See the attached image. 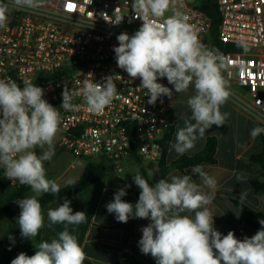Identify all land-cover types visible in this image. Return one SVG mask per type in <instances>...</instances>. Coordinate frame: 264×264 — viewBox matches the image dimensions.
<instances>
[{"label":"clouds","instance_id":"obj_1","mask_svg":"<svg viewBox=\"0 0 264 264\" xmlns=\"http://www.w3.org/2000/svg\"><path fill=\"white\" fill-rule=\"evenodd\" d=\"M176 5L177 0H132L131 9L142 24L132 35L120 33L113 51L117 67L132 80H140V87L148 93V104L155 105L161 97L171 98L173 89L179 94L187 92L190 86L194 88V94L187 99L191 116L180 117L183 127L177 130L170 146L177 155H184L205 137L206 130L226 124L230 113H222L221 107L231 92L222 74L226 66L224 55L201 43L197 30L188 23V16ZM40 7L41 0H0V29L7 25L10 8ZM123 19L124 15H115L109 23L119 25ZM242 47L247 52V45ZM113 77H104L102 83L84 81L78 90L65 87L60 108L76 110L78 106L73 100L81 97L89 112L102 113L120 98ZM164 78L172 88L158 82ZM44 95V89L30 81H24L21 87L11 79H0V169L8 179L29 186L34 193L16 201L21 236L33 241L44 226L38 197L45 193L57 195L60 191L59 185L47 178L44 162L54 155L61 115ZM262 133L264 127L257 126L250 135L255 139ZM45 146L46 150L38 155L35 149ZM132 175L140 189L138 201L133 205L122 199L127 195L126 188L131 187L125 185L117 189L106 209L121 223L130 218L150 220L141 229L138 246L156 264H264V219L259 220L262 227L251 237L238 239L233 231L220 233L214 227L215 216L209 208L218 182L204 171L203 165L194 166L191 175H172L154 184L139 171ZM193 176H198L201 183H196ZM243 179L238 173L237 180ZM67 183L72 186L75 181ZM243 199L241 194V202ZM70 204L64 199L56 209L48 211L51 224L79 225L85 221V212H73ZM34 246L33 255L21 252L11 264H84L86 259L77 236L67 227L58 233V238Z\"/></svg>","mask_w":264,"mask_h":264},{"label":"built area","instance_id":"obj_2","mask_svg":"<svg viewBox=\"0 0 264 264\" xmlns=\"http://www.w3.org/2000/svg\"><path fill=\"white\" fill-rule=\"evenodd\" d=\"M179 1V2H178ZM220 16L218 37L222 42L247 45V52L223 54V76L230 100L251 114L264 127V0H215ZM61 3L67 6H61ZM132 0H44L36 10L10 8L5 28L0 29V79H11L23 87L30 81L45 91L44 99L58 108L61 121L58 146L76 158L103 163L121 172L127 160L160 161L164 139L174 128L171 98L148 104V93L140 80H132L117 67L116 37L132 35L142 24L131 9ZM184 7L198 38L207 46L201 31H211V20L197 5L177 0ZM124 15L119 25L109 23ZM106 13L108 16H103ZM105 19V20H104ZM199 28V29H197ZM208 49H211L209 45ZM113 75L120 98L102 113L88 111L81 97L73 100L74 111L60 108L64 88L78 90L84 81L102 83ZM159 83L172 88L167 79ZM4 183L20 187L0 169Z\"/></svg>","mask_w":264,"mask_h":264},{"label":"crops","instance_id":"obj_3","mask_svg":"<svg viewBox=\"0 0 264 264\" xmlns=\"http://www.w3.org/2000/svg\"><path fill=\"white\" fill-rule=\"evenodd\" d=\"M193 94L194 90L191 86L187 92L178 94L174 91V107L170 116L174 128L171 143L166 153L168 164L183 156L177 155L174 150H170V146L175 142L177 130L183 127V120L180 117L191 116L187 99ZM221 112L230 113L225 122L226 124L213 125L211 129L206 130L205 137L198 140L196 146L184 155H194L202 151L208 137L217 139L216 164L203 165L204 171L215 177L218 182L215 199L209 205V208L215 216L214 227L220 233L226 235L229 231H235V236L238 239H243L246 236H253L262 227L261 225L256 228L246 226L232 201L233 199L240 200V195L244 194L243 203L254 210L264 212V195L255 194L249 181L250 178L259 176V169L250 162V157L261 150V144L258 139L259 136L253 139L250 132L254 127H260V125L251 114L230 99L221 107ZM86 164L84 162L81 165L79 177ZM121 168V172L116 171L115 168H110L103 180L88 187L77 198H66L71 201L70 207L73 212H85L86 219L79 225L51 224L47 216L48 211L56 209L63 201H55L46 205L43 209L44 226L39 230L40 238L37 244L42 241L50 242L52 239L58 238V233L67 227L71 234L77 236L81 247L86 253L84 264H86V261L91 264H116L120 256L117 247L121 243L123 231L115 227L117 220L114 214L107 212L106 204L113 200L117 189L125 185H131L132 189L140 191L133 182L132 174L135 171L142 174L143 169L150 179H155L158 171V161L142 160L139 163L136 160H127L122 163ZM192 168H187L185 173L173 168L166 178L172 175H191ZM238 173L243 175V181L237 180ZM193 179L196 183H201L198 176H193ZM205 191L209 190L205 189ZM126 192L127 195L122 199L134 205L138 201L137 196L129 190V187L126 188ZM149 223L150 220L148 219H140L136 223V232L142 233L141 229ZM140 239L141 237H134L129 240L130 253L138 260V264H156L151 255L141 253L138 246Z\"/></svg>","mask_w":264,"mask_h":264},{"label":"trees","instance_id":"obj_4","mask_svg":"<svg viewBox=\"0 0 264 264\" xmlns=\"http://www.w3.org/2000/svg\"><path fill=\"white\" fill-rule=\"evenodd\" d=\"M197 8L207 15L211 20V31L210 35L212 38L211 49H218L222 54L225 53H238L242 51V47L230 43L222 42L218 37V29L220 23V16L218 10L213 8L212 0H201V3L197 5ZM173 131V130H172ZM172 133L168 134L164 139V157L158 162V171L155 179H150L145 170L142 169L143 177L150 183L154 184L159 179L166 178L170 171L175 168L185 173L187 168L194 167L196 165H214L216 164V148H217V139L215 137H208L206 140L205 147L202 151L194 155H183L175 162L168 164L166 162V153L171 143ZM259 142L261 144V150L250 157V162L259 169V176L250 178V185L255 194L264 195V133L260 134ZM38 154V152H36ZM136 161L141 163L142 160L136 158ZM45 169L47 168V163L44 162ZM107 165L103 163H87L81 176L75 184L69 186L68 184L61 187L57 195H52L50 193L42 194L38 197L42 210L44 207L52 202L59 201L62 202L64 199L73 197L77 198L78 195L86 190L88 187L97 183L100 180H103L107 173ZM1 173V172H0ZM2 175V174H1ZM8 187L6 184H3L2 188ZM9 188V187H8ZM30 187L27 185H20L19 188L13 189V192L1 202L2 211L10 222V224L19 228L17 224V218L19 216L20 210L14 211L9 203L16 201L22 198L25 194L30 191ZM129 190L132 191L137 198H139L140 191L134 190L129 187ZM235 206L237 207L240 215L243 218V222L246 226L256 228L260 225L259 220L264 219V212L254 210L247 206L245 203L240 200H232ZM242 209V210H241ZM241 210V211H240ZM140 219H129L127 223H116L115 227L120 228L123 231L122 240L117 249L120 252V256L116 264H138V260L132 256L128 248V242L131 238L142 237V233L136 232V223ZM235 233V231H233ZM11 238V239H10ZM40 235L38 234L34 241L37 244L39 241ZM11 249V250H9ZM35 246L26 248L21 247L11 236L3 235L0 237V264H11V260L14 259L19 253L24 252L27 255L31 256L35 253ZM86 264H91L86 261Z\"/></svg>","mask_w":264,"mask_h":264},{"label":"rangeland","instance_id":"obj_5","mask_svg":"<svg viewBox=\"0 0 264 264\" xmlns=\"http://www.w3.org/2000/svg\"><path fill=\"white\" fill-rule=\"evenodd\" d=\"M44 1V0H41ZM179 2V1H178ZM188 4L191 5H199L201 3V0H186ZM61 6H67L64 3H61ZM178 10V9H177ZM179 11L184 13L185 15L188 16V23L194 27L196 23V18L194 17L193 20L192 14H188L185 10L184 7L182 6ZM170 14V13H169ZM199 29V28H197ZM201 35L203 36V39L207 46L206 48L209 47V45L212 44V38L210 35L209 31H206L204 28L201 31ZM192 87V86H191ZM194 90V88L192 87ZM47 146H45V149H39L36 148L35 151L38 152V155L42 154L44 150H46ZM47 163V168H46V175L48 179L54 180L59 187H63L67 185L69 180H74L76 181L78 179V174L81 173V165L86 162V163H91L90 161H83L75 158L72 154H70L67 151L61 150L58 146V136L56 134L55 140H54V155L52 158L48 161H45ZM94 163V162H92ZM110 168L107 167V172ZM137 171L134 172V174ZM107 174V173H106ZM141 174V173H140ZM142 175V174H141ZM105 178V177H104ZM4 183V180L2 178V175L0 173V237L3 235H9L11 236L21 247H24V250L26 248L34 246L36 243L35 241L31 239H26L21 236L20 233V228H15L13 227L10 222L7 220L5 217L2 208H1V202L5 200L12 192L13 189L11 188H2ZM34 193L30 190L27 194H25L22 198L32 196ZM20 198V199H22ZM17 201V200H16ZM16 201H13L9 203V206L14 210L18 211L20 210L18 204Z\"/></svg>","mask_w":264,"mask_h":264},{"label":"water","instance_id":"obj_6","mask_svg":"<svg viewBox=\"0 0 264 264\" xmlns=\"http://www.w3.org/2000/svg\"><path fill=\"white\" fill-rule=\"evenodd\" d=\"M212 6H213V8H215V9H216L217 5H216V2H215V0H212Z\"/></svg>","mask_w":264,"mask_h":264}]
</instances>
